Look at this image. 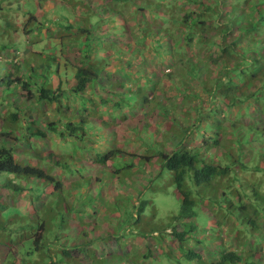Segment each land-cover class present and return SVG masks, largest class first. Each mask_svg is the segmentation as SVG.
<instances>
[{"label":"trees","instance_id":"1","mask_svg":"<svg viewBox=\"0 0 264 264\" xmlns=\"http://www.w3.org/2000/svg\"><path fill=\"white\" fill-rule=\"evenodd\" d=\"M142 1L139 0V3L136 4V21L151 22L157 20L159 18L157 16H168L172 23L164 28L161 26L142 31L145 38H151L149 44H141L136 49L129 47V45L125 46L126 50L117 48L118 40L115 43L113 40L120 34L123 37L129 36L130 31L125 26L124 28L120 26V28L113 23L123 21L122 24L124 25L126 20L115 13L111 19L107 18L104 21L105 24L101 22V19H97L99 23H94L92 21L93 18H96L94 15L86 23L79 20L75 24H56V27L60 28L57 38L63 48L58 50L56 54L45 56L38 62V65L35 64L33 56L26 60L27 64L25 62L15 63L13 68L16 69L15 71L23 69L22 75H5L3 77L0 82V97H3L6 89L11 90L12 93L14 92L18 104L34 103L39 106H48L55 102L54 110L63 114L59 117L60 121L41 123L35 132L28 126V132H25L24 139L20 140L41 139L48 134V136L53 135L58 139V143L54 144L56 147L61 146L65 150L69 148L75 150L65 156H56L53 150H47L46 153L42 152L40 155H37L38 152L35 151L30 155L27 153L16 154L11 145L5 146L9 142L1 140L2 136L7 138L10 136L9 139L13 140L12 131L7 133L5 127L14 126V122H21L25 116H21V118V110L18 111L10 105L6 106L7 109L5 108L6 110L4 109L2 113H8L10 107L13 113L0 120V127L3 128V130L0 128V174L23 178L26 186L23 187V183H19L18 186L14 185L10 179H6L3 187L6 189L13 188L22 194L34 193L32 200H29L30 205H22V209L19 207L21 203H24V200L21 199L20 204L17 203L19 201H16L17 207L14 208L15 205H12L13 214L19 215L24 210L28 211L27 215L41 212V209L36 210L32 204L39 202L41 195H46L47 201L45 200L44 205H47L49 196L64 189V187V190H68L65 193L64 201L66 205L71 206L70 211H72L75 208L73 203L79 201L80 195L79 191L74 188L77 176L86 181V185L90 183L91 179L85 173L78 172L76 167L79 166L83 171L84 169L90 171L89 168H91L97 172L101 171V168H113V159L124 153L120 148L115 149L112 145L113 148L103 154L91 155L85 145L88 128L95 123L105 129L110 120L109 114L112 115L111 120L115 123L118 112L122 113V126L131 128L130 125L128 127L126 116L129 115L131 109L138 106L143 113L148 114V119L141 121L136 117L134 119L135 127L132 130H137V133L144 130L147 135L155 131L157 137L156 140L151 139L153 144L157 146L155 153L153 152L152 155H148L144 159L159 158L161 168L172 175L175 189L179 193L180 203L176 220L181 221L179 224L183 226L188 225L184 231H177L174 229L175 227L173 228L172 234L177 238L176 252L180 256L173 258L175 264H182V259L190 264H258V260L264 259V255H258L264 248V229L261 228V224L258 225V222L264 223V216L260 217L259 212L250 208V205H244L243 195L241 196L237 192L230 197L222 193L223 200L227 204L224 207L226 206L229 211H232L231 216L235 217L236 226L232 227L235 232L240 231L242 226L247 227L249 224L252 228L251 236H260L257 243L254 242L255 240L248 242L250 245L248 251L244 249L247 241H240L239 234L234 233V237L238 240L237 243L242 246L241 253L228 251L223 245H220L216 257L212 256L206 260L200 249V242L189 234L196 232V224L191 221L196 218L197 200L201 201V198L204 197L202 186L210 185L212 180L217 177L221 187L232 189L234 186L228 176L232 166H236L238 160L243 158L241 155L242 146L247 144L246 141L251 143L264 138V0H213V5L209 3L202 5L200 0H185L187 3L197 6L200 12L182 8L183 16L181 18L175 14V9L180 0ZM44 2L45 0H40L39 5ZM8 3L11 4L12 1L9 0ZM143 4L145 7H142ZM116 6L115 8L118 10V5ZM13 8L14 6H11L6 11H11ZM18 9L19 6L15 7L13 11ZM235 9H238L239 13ZM3 10L4 8L0 5V12ZM245 12L247 15H243ZM33 14L29 12L28 20L22 25L20 24L19 28L13 27L12 32L17 33L22 30L23 33L28 34L30 30L27 28L28 24L35 26L38 32H41V26L44 24L40 23V20L44 16L37 19ZM221 15L223 17L220 20ZM45 18L46 22L54 24L50 18ZM6 22L8 21L4 20L3 24L8 27ZM90 23H92L91 27ZM158 24L160 23L158 22ZM93 31H97L96 35L104 34L102 38H99L97 44L92 35ZM178 31L181 33L179 34ZM3 36L0 35L2 44L0 47L2 51L7 50L10 54L13 47L10 46L11 43L1 41ZM51 36L52 33L49 34V37ZM164 39H168L171 45L163 43ZM180 42L183 45L179 46ZM107 44L118 50L115 54L116 57L129 56L130 59L113 63L110 60V50L112 49L110 48L109 57L104 61L97 62L100 59L102 47L108 50ZM147 45L151 47L150 52L152 54L162 59L167 58L170 63L168 62L164 66L162 63H158L156 67L159 68V72L144 75V83L140 85L137 82L141 78L140 76L146 73V66L142 60L146 57L145 48ZM184 46H194L197 50L191 55L186 53ZM67 49H73L76 53L75 56H65ZM143 52H145L144 56ZM59 56L64 59L62 72H60L62 61ZM142 56L143 59L137 62V71L133 77H130L133 59L142 58ZM190 56L196 60H187ZM146 65L149 66L150 64ZM68 66L72 70L73 78L68 75ZM55 76H58L57 80ZM125 76H128L127 80L124 79ZM211 76L214 78L209 79ZM60 77H63V80ZM112 78L114 82H111ZM70 80L74 82V85L66 89ZM163 81L166 82V85L163 84ZM190 81H197V84L200 85V91L208 98L205 109L200 107L201 102H198L199 106L196 105L191 108V112L195 113V120L192 123L189 112L184 108V105H187V101L200 100V97L198 94L196 95L193 89L189 88ZM56 82H58V86L55 85ZM129 82L136 85L135 89H127L126 92H123ZM63 83L64 85H62ZM149 84L153 86L152 89L148 87ZM167 89L176 92V97L171 99V102H174L171 110L176 105L178 108L172 117L168 115L169 108L159 102L160 97L163 98L168 92ZM248 89H250V93H248ZM153 93L156 97L149 100L148 97ZM108 104L111 105V108L106 111ZM121 104L124 106L123 109L119 108ZM222 113H225L226 117L223 118ZM179 116L183 122H189L190 125L187 127L180 126ZM91 118L94 121H91ZM32 123L36 124L31 119L29 124ZM193 133L196 135L192 136ZM244 137L246 138L245 141H243ZM15 140L18 143L19 139L15 138ZM166 144H169V148L166 147ZM77 152H81L82 155L77 157ZM133 153L136 151L134 150ZM23 156L26 158L28 156L24 165L18 161L19 159L22 162L20 157ZM215 157L218 161L217 164L212 160ZM222 163L225 164H223L224 167L219 166ZM130 167L127 166V168ZM115 173L118 172L115 170ZM186 176H188L189 183L196 188V197L193 196V192L186 183ZM92 180H97V178ZM29 186L33 187L28 188ZM74 196L75 199H78L75 200ZM59 201L62 202L60 197ZM141 207L142 203L136 209V216ZM66 211H69L68 207H66ZM1 212L0 214H2ZM232 217L227 216V223L233 222ZM22 218L24 219V217ZM0 220L1 230L3 225L1 218ZM25 221L14 231L9 230L8 237L11 240L5 246L7 257L15 260L14 255H19L21 264H61V260L68 262L72 252L78 249L77 256L87 255L86 250L80 248L88 245V243L90 246L94 242L93 240L90 242L84 240L87 238V233L83 234L85 238L81 234H72V236H66L68 239L67 246L52 248L53 243L57 241V232L63 228L51 234L49 240L46 241L45 234L50 235L44 221L30 217ZM71 228L74 229V227ZM79 237L81 238L78 239ZM141 237L139 246L147 247V251H151L147 239ZM189 238L193 243L190 248L185 245L188 240L190 241ZM14 240L16 242H13ZM76 240L80 243L78 246L75 245ZM142 241L144 243L141 244ZM255 246H257L256 249ZM166 255L168 258H172L171 253Z\"/></svg>","mask_w":264,"mask_h":264},{"label":"rangeland","instance_id":"2","mask_svg":"<svg viewBox=\"0 0 264 264\" xmlns=\"http://www.w3.org/2000/svg\"><path fill=\"white\" fill-rule=\"evenodd\" d=\"M26 1L17 0V2L9 4V0H0V5H2V8H4V10L0 12V33L4 35L1 41L5 43L11 42L10 46L13 47V49L10 50V54L7 50L2 51L0 47V52L2 51L0 53V82L5 75H22L23 69L15 71L16 69L13 68V64L20 62H25L27 64L26 60H29L30 57L33 56L35 58V64L38 65V62L43 59L44 55L47 56L48 54H50V51H41L45 49L51 50L49 48L51 44L48 39L39 37L37 35L34 38L30 37L29 39V37L26 34L23 35L21 31L16 34L12 32V28L14 27L13 25H16V27L19 28L20 24L28 20L27 16L29 12L31 14L35 13V16H41L43 14V11H45L44 9L51 11L54 7L53 4H47L34 12L32 4L37 5L39 0H32L31 7H29L28 9L21 8L17 11H13L15 10V7H18L20 4H26ZM97 1H92L91 4L86 5L83 0H57V3L61 8V11L58 10V12H61L66 20L71 23H75L77 19L82 20L83 23H86L87 20H91V17H89V15H93L88 11V9L91 6L95 7L99 5V2ZM138 3L139 0H120L117 2L107 0L105 8L97 7L94 9L93 13H95L96 18H93L92 21L94 23H99L97 19H101V22L105 24L104 21L107 18L111 19L112 16H114L112 10L113 8L117 7L116 5H118V12L116 13L119 14V16L121 15L123 17V20H126V22L124 23L125 25L122 24L123 21L120 23H112L113 25H117L119 27L122 26L124 28L125 26L126 28H128L130 31L129 34L131 36L127 39L129 43L134 44L136 39H140V32L138 30L140 29L139 26H141V24L143 23L135 20V10L137 9L136 4ZM200 3L202 5H208V3L213 5L214 1L200 0ZM11 6H14L13 10L6 11L8 10V8L10 9ZM142 7H145V5L143 4ZM182 8L191 10L193 12H200V9L197 6L187 3L185 0H180L175 9V14H177L179 18L183 16V13L181 12ZM22 11L24 12V15H21ZM235 11L239 13L238 9H235ZM222 17L223 16L221 15L220 20L222 19ZM9 19L11 20V22H9ZM52 19H57L55 20L56 22H60L61 20L59 17H55L54 15L52 16ZM4 20L8 21L5 23L6 25H8V27L4 26ZM220 20H218L219 23ZM244 20H246V18H244ZM208 23L210 24V22H207V24ZM52 28H55V26H50L51 30ZM109 28L111 29V26H109ZM178 33L180 34L181 32L178 31ZM103 36L104 34H101L100 36L96 35V38H102ZM32 39L36 43V45H33L34 47L29 44V40ZM127 39L122 40L123 42H125L127 41ZM150 39L151 38L148 37L147 40L142 39L140 41H142L141 43L144 42V44H149ZM12 42L14 45H12ZM19 43H22V46H18L17 48H15V46L19 45ZM97 43L98 42H96V44ZM163 43H168L169 46L171 45L168 39H164ZM181 45H183L182 42H180L179 46ZM107 46L109 47L108 50L102 47V50L100 51V59L97 60V62L104 61L107 59V57H109L108 51L110 48H112L110 50L111 58H113L112 60L115 62L117 61V57L115 56V54L118 52V50H115L111 45L107 44ZM117 47L124 48L125 46L119 44ZM184 47L186 49V53L191 55H193V53L197 50V48L194 46ZM150 50L151 47L147 45L145 48V60H151L153 62V66L151 68H148V71L152 72L154 69H156L158 63H162L164 66L169 62L167 58L162 59L159 56H155L150 52ZM145 52H143V56ZM75 54V52H68L67 54H65V56L68 55V57H74ZM59 57L62 61V69L60 68V72H62L64 59L61 56ZM126 57L128 56H122L118 58V61H123ZM187 60L195 61L196 59H193L192 56H190L187 58ZM133 64L135 63L133 62ZM67 68L66 69L69 77L73 78L72 70L69 68V66ZM157 69L159 70V68ZM57 77L58 76H55L56 80ZM212 78L214 77L211 76V78L209 79ZM60 79L63 80V77H60ZM111 82H114L113 78L111 79ZM137 83L143 85L144 82L138 81ZM197 83V81H190L189 88L193 89L194 92H196V95H199L200 100L187 101V105H184V108L189 112L191 120H195V113L191 112V108H194L196 105H198V102L202 103L200 107H203V109H205L208 104L206 95H204L200 91V85ZM163 84L166 85V82L163 81ZM55 85L58 86V82H56ZM62 85H64V83ZM73 85L74 82L70 80L66 89H69ZM15 91L17 92V89H15ZM167 91L168 92L163 97L164 99L160 97L161 99L159 100V102L161 103V105L169 108L168 115L169 117H172V115L176 114L175 110L176 108H178V106L176 105L173 110H171L172 104L174 103L171 102V99L176 97V92L170 89H167ZM13 93L11 92V90L6 89L3 94V99H0V120L13 113L11 112V107L8 108V113H2L5 108L7 109V100L16 110L22 111V113H20V117H25H21V122H14V126L8 125L5 127V131L7 133H10L12 131V136L14 138H12L13 140H11L9 139L11 138L10 136L9 138H7L6 136H2L3 138L1 141L9 142L8 144H5L6 147H9L11 145V147L15 149L16 154L27 153L28 155L35 153L34 151L38 152L37 155H40L42 152L46 153L47 150H53L56 156H65L75 151L71 148L65 150L61 146L56 147L54 144H56L58 139H56L53 135L48 136L47 134L45 138H34L28 141L20 140L24 139L26 135L25 132H28V126L32 128L33 132H35L36 129L41 125V123L46 124L54 120L58 121L60 119L59 117L63 116V114L54 110L55 104H51L48 106H39L34 103L18 104L16 103V97ZM155 97L156 95L154 96V98ZM110 107V104H108L107 109H109ZM119 108L123 109V104H121ZM241 114L243 113L241 112ZM109 116L110 120L108 122V126H106L105 129H103L101 125L98 126V124L95 123L88 128V136L86 137L87 141L85 142L86 148L89 149V153L91 152V155H94L95 152L104 153L108 151L110 148H113V145L115 149L120 148L124 153L117 155V157L113 159L112 169L105 170L101 168L102 170L99 171L101 181L98 186H92L94 181L92 179H95L97 175L96 170L91 168H89L90 171H87L85 169L83 171L81 168L80 170L77 169L78 172L85 173V175L90 177L91 179L90 183L86 185L87 182L81 180L77 176V181L74 184V188H80V190H78L80 195L79 201L73 203L75 208H73L72 211H70L71 206L66 205V202L64 201L65 193L68 192V190H64L65 187L64 189L49 196V202L47 203V205H44V207L46 206L45 208L43 207L45 198L41 196V200L39 202H35L32 204L36 210L41 209V212H35L34 214L29 215H27L28 211L26 210H24L19 215L13 214L14 210L12 209L11 205H15L16 201L21 200L20 197H23L24 201L26 202L21 203L19 209H22V205H30V203L27 202L31 197H33V192L29 194H22L16 192L13 188L8 189L9 191L1 190L0 199L1 202L3 201V203L0 204V212L2 211V214H0V218L2 219L3 228H1L0 230V264H21L19 255H14L16 257L15 260L9 259L7 257L5 246L7 245V243H10L11 240L8 237L9 230L14 231L17 227L23 225L22 223L26 222L25 220L29 217L38 219L39 221H44L48 229L47 232L50 235L48 236L47 234H45L44 237L46 238V241L49 240L51 234H54L55 232L63 228L60 232H57V241L53 243L54 246L52 248H55L57 246L61 247L64 245L67 246L66 242L68 241V239L66 236H72V234H81V236L83 237V234L87 233V238L83 237L85 238L84 240L86 242L94 240L93 244H91L90 246L88 243V245H84L85 247L83 246L80 248L86 250L87 255L83 254L82 257H78V249L72 252L68 262H62L63 260H61V264H175L173 258L180 257L179 253L176 252L177 238L169 234V232L171 233L174 227V229L177 231H184L188 228V225L183 226L177 225L175 223L179 213L180 203L178 195L176 193L175 185L172 181V175L167 170L161 168V160L159 158L154 157L150 158L149 160L144 159L145 156H150L153 154V152L155 153V148L157 146L151 141V139H157L155 131H153L150 135H147L144 130L143 132L139 131L138 133L137 130H132L133 127H135L134 117H138L141 121H143L144 119L145 121L148 119V114H146L145 112L143 113V111H141L140 107L138 106L131 109L129 115L126 116L128 118V127L130 125L131 128L122 126V113H117L115 117V123H113L111 120L112 115L109 114ZM178 118V120H180V126L185 127L189 124V122H183L181 116H179ZM31 119L36 122V124H29ZM91 121L94 120L91 118ZM5 125L7 124L5 123ZM93 126H95V128ZM110 126H113V128H110ZM1 129L3 130V128ZM99 129H103L104 131ZM195 135L196 133L192 134V136ZM15 138H18L20 141L18 140L17 143ZM245 140L246 138L244 137L243 141ZM246 143L247 144H245V146H242L243 151L241 155L243 158H240L238 160L236 166H232L229 173L230 175L228 176V178L232 180V184L234 186L232 189L225 188L224 186L221 187V185H219L217 181V177L212 180L210 185L206 187L202 186L204 197L201 198L202 202L199 201L202 205H198L195 208L197 214L194 222L196 224V230L199 233H207L205 234L207 239H204L202 236H193L192 238L202 243L200 249L203 252L206 260L211 258L212 256L216 257V253H218V247L220 245H223L228 251L239 253L241 247H238V240L234 237V233L239 234L242 241L246 240L248 242L255 240L254 242L257 243V239L260 237L259 235L251 236L252 228L249 224L247 227L242 226L240 231L235 232L232 229V227L236 226V222L234 219L235 217L231 216L232 211H229L226 206L224 207V205L227 204L223 200L224 196L222 195V193H225L227 197H230L232 195L234 196L237 192V194L241 196L243 195L242 200L244 202V205H250V208H254L259 212L260 217L264 216V138L260 139V141L256 140L255 142L251 143L250 141H246ZM166 147L169 148V144H166ZM134 150L136 151V153H133ZM81 155V152H77L76 154L77 157H80ZM141 156H143V158H141ZM27 158L26 160H23L25 159V157H20L23 163L19 159L18 161L24 165L27 162ZM213 159V162L217 164V158L215 157ZM223 164L224 163L219 166L224 167ZM127 166L131 167L127 168ZM115 170L118 173H115V175H111V173H114ZM6 178L12 180L15 183L14 185L18 186L19 183H23V187L26 186V183L24 184L23 178L14 177L8 174L6 175ZM187 178L188 176H186V183L188 184L190 190L193 192V196H195L196 188L189 183V180ZM4 181L5 176L0 175V185H2ZM85 186L91 189L89 194H87L88 188H83ZM30 187L33 186H29L28 188ZM59 197L62 199V202L59 201ZM141 203V210L138 212L137 216H133V213L136 212L138 205H140ZM16 207L17 205L14 206V208ZM66 207L69 208L68 212L66 211ZM3 213H5V215H3ZM30 213H32V211H30ZM66 214L68 215V217ZM227 216H230V218L232 217V223H227ZM22 217H24V219ZM68 226L74 227L75 230L71 227L68 228ZM141 236L144 237L143 239H147V241L151 244V252H148L146 250L147 247L141 248L139 246V241L142 240ZM80 238L81 237H79L78 239ZM128 238L134 240L133 245L126 246V243H128ZM189 239L190 241L185 245L188 246V243H190V245L193 246L191 238ZM13 242H16V240H14ZM75 243V245L77 246L80 244L78 240H76ZM160 247H162L163 250L160 249ZM146 251L147 258L142 259L141 254H144ZM167 251L168 253H171L172 258H168V255H165V252ZM85 256H88V259H86V261L83 263V259L85 258ZM24 259L27 258L24 257ZM257 263L261 264V260H258Z\"/></svg>","mask_w":264,"mask_h":264},{"label":"clouds","instance_id":"3","mask_svg":"<svg viewBox=\"0 0 264 264\" xmlns=\"http://www.w3.org/2000/svg\"><path fill=\"white\" fill-rule=\"evenodd\" d=\"M12 1V3L13 2H17V0H11ZM22 1V0H21ZM24 1H26V0H24ZM61 1V0H60ZM64 1H66V0H64ZM84 1V3L87 5H89V4H91V2L92 1H97V0H83ZM106 1L107 0H98L97 2H99L98 4L99 5H97V6H95V7H90L89 9H88V11L89 12H91L93 15H89V17H91V16H94L95 15V13H93V11H94V9L95 8H97V7H100V8H105L106 7ZM112 2H116V1H119V0H111ZM170 1H172V0H170ZM39 2H40V0L38 1V3H37V5H35V4H32V6H33V8H34V11H36V10H38L39 8H42L44 5H47V4H53L54 5V7H53V9L51 10V11H48V10H46V9H44L45 11H43V14L40 16H35V13L33 14V16L35 17V18H37V19H40L42 16H44V18H41V20H40V23H43L44 24V26H41L42 27V29H41V32H38V29L35 27V26H31L30 24H28L27 25V28L28 29H30L29 30V32H28V34H26V33H23V31L22 30H19V31H21V33L23 34V35H27L28 37H29V39H30V37H35L36 35L37 36H39V37H44V38H46V39H48V41H50V47L51 46H53V47H56L57 46V52H58V50L60 51V49L61 48H63L60 44V40L57 38V35H58V32L60 31V28L59 27H56V24H62V25H65V23H70V24H75V23H78V19L76 20V22L75 23H71V22H69V21H67L66 20V18L61 14V12H58V10H60L61 11V8H60V6L58 5V3H57V0H45V4L43 3L42 5H39ZM21 3V2H20ZM29 3V4H28ZM31 3H32V0H27L26 1V4L24 3V4H20L19 5V9H21V8H24V9H28L29 7H31ZM113 11V13L115 14L116 12H118V10H117V8H115V9H113L112 10ZM21 15H24V12L22 11V14ZM55 16V17H59L61 20H60V22H56L55 20H57V19H55V20H53L52 19V16ZM243 15H247V13L245 12ZM242 15V16H243ZM24 17V16H23ZM28 17V16H27ZM45 17H48V18H50L51 19V21L54 23V24H50V23H48V22H46L45 21ZM155 17V16H154ZM157 17H159L157 20H155V21H151V22H143L142 24H141V26H139L140 27V29L138 30L140 33H139V36H140V39H136L135 40V42H134V44H131V43H129V41H128V39L127 38H130V36L131 35H129V36H125V37H123L122 36V34H120L116 39H114L113 40V43H115V41L116 40H118V43H117V45L116 46H118L119 44H122V45H124V46H126V45H129V47H131V48H133V49H136V48H139V46L141 45V44H144V42L143 43H141L142 41H140V40H142V39H146L147 40V38H145V36H144V34H143V32L142 31H145V30H151V29H156V28H158V27H167V26H169L170 24H172L169 20L170 19H168L169 17L168 16H157ZM9 22H11V20L9 21ZM158 22L160 23V24H158ZM25 23V22H24ZM13 24V23H12ZM22 25V24H21ZM52 25H54L55 26V28H52V30L50 29V26H52ZM125 25V24H124ZM16 25H14V27H15ZM92 26V23H90V27ZM18 31V32H19ZM137 31V32H138ZM17 32V33H18ZM96 32L97 31H93V33H92V35H93V37L96 39L95 40V42H97V41H99V37L98 38H96ZM14 33V32H13ZM52 33V36L51 37H49V34H51ZM16 34V33H15ZM0 35H2V34H0ZM100 36V35H99ZM144 36V37H143ZM122 39H127V41H125V42H123V40ZM41 41V40H40ZM6 43H11V42H6ZM55 43H57L56 45H55ZM0 44H1V42H0ZM29 44H31L32 46H33V44H35L36 45V43H35V41L32 39V40H29ZM11 45V44H10ZM12 45H14L13 44V42H12ZM18 46H22V43H19V45H17V46H15V48H17ZM34 47V46H33ZM49 47V48H50ZM118 48V47H117ZM119 49H121V50H126V48L124 47V48H119ZM41 51H50L49 53L50 54H56V53H54V52H52L53 51V49H51V50H49V49H45V50H41ZM40 51V52H41ZM39 52V53H40ZM68 52H74L73 51V49H67V51L65 52V54H67ZM49 55V54H48ZM47 55V56H48ZM46 55H44V57H45ZM68 56V55H67ZM43 57V58H44ZM120 58V57H119ZM146 58V57H145ZM113 58H111L110 60H112ZM130 59V57L128 56V57H126L125 58V60H123V61H128ZM141 59H143V56H142V58H140V57H137V58H134L133 59V61H132V64H133V62L135 63V64H133V66H132V68H131V72H130V77H133V75L135 74V72L137 71V62L139 61V60H141ZM145 60V59H144ZM144 60H142V63L143 64H145V72L146 73H144V74H142V76H140L141 78H139V81H144V78H143V76L144 75H149V73H155L156 71L157 72H159L158 71V69L156 68V69H154L152 72H150V71H148V68H151L152 66H153V62L151 61V60H145V62H144ZM113 61V60H112ZM117 61H118V57H117ZM116 61V62H117ZM113 62H115V61H113ZM115 62V63H116ZM146 64H150L149 66L148 65H146ZM118 69V68H117ZM155 78L157 79V77L155 76ZM125 80H127L128 79V76H125V78H124ZM133 86V87H132ZM135 84L133 83V82H129V83H127L126 84V88H125V90H123V92L125 91H127V89H135ZM148 87L149 88H151L152 89V85H148ZM248 93H250V89H248ZM154 96H155V94L153 93L152 95H150L149 97H148V99L150 100V99H152V98H154ZM207 97V96H206ZM3 99V97H0V99ZM207 100H208V98H207ZM216 102V101H215ZM52 104H55V102L54 103H52ZM7 105H10V106H12V104H10V102L7 100ZM215 105H216V103H215ZM111 106V105H110ZM106 108H107V106H106ZM111 108V107H110ZM109 108V109H110ZM109 109H107V110H109ZM132 115H134V114H132ZM222 117L224 118V117H226V114L225 113H222ZM231 119H233L232 117H230ZM134 119H136V117H134ZM94 120V119H93ZM191 121V123L193 122V120H190ZM188 125H190V124H188ZM187 125V126H188ZM186 126V127H187ZM94 128H95V126H93ZM36 152V151H35ZM107 152V151H106ZM96 153V152H95ZM94 153V154H95ZM105 153V152H104ZM100 154H103V153H100ZM94 156V155H93ZM211 157H212V155H210ZM23 157H25V160H26V156H23ZM145 157H147V156H145ZM212 160H214V159H212ZM218 162V161H217ZM76 169H79L80 170V168H79V166H77L76 167ZM105 170H108V169H112V168H104ZM102 170V169H101ZM0 175H4L5 176V181H4V183L2 184V185H0V190H3V191H6V190H8V189H6V188H4L3 187V185L6 183V179H8V178H6V175L5 174H0ZM111 175H115V172L114 173H111ZM95 178H97V180H94V182H93V184H92V186L93 185H99V183H100V181H101V176H100V174H99V172H97V175H96V177ZM11 182H12V184H15L12 180H11ZM83 188H88V191H87V194H89L90 193V191H91V189L89 188V187H87V186H85V187H83ZM77 189V188H76ZM77 190H80V188L79 189H77ZM9 191V190H8ZM10 193V192H9ZM176 193H177V195H178V199H179V193L177 192V190H176ZM5 194V193H4ZM29 194V193H28ZM202 194V193H201ZM41 196H46V195H41ZM102 196V195H101ZM27 197V196H26ZM21 199H23L24 200V198L23 197H20ZM44 198V197H43ZM78 199V198H77ZM3 200H4V198H3ZM29 200H32V197L29 199ZM28 200V202L27 203H30V201ZM41 200V199H40ZM23 202H26V201H23ZM201 202V201H200ZM199 202V200H197V204L198 205H202L201 203ZM1 203H3V201L1 202V199H0V204ZM17 203H21V200H19V202H17ZM16 203V204H17ZM35 203V202H34ZM7 205V204H6ZM18 205V204H17ZM215 205V204H214ZM12 206V205H11ZM134 206H136V205H134ZM5 208H6V206H5ZM5 208H4V210H5ZM136 213V212H135ZM135 213H133V216H135ZM179 222L181 223V221H178V220H176L175 221V223L177 224V225H181V224H179ZM191 222H194V220H192ZM261 224V228L262 229H264V223L261 221L260 223L258 222V225H260ZM221 229V228H220ZM173 230V229H172ZM169 232V231H168ZM169 234H171V235H173L172 234V232L170 233L169 232ZM205 234H207L206 232H204V234H201V233H199L197 230H196V232H194V233H191V234H189V235H191V237L192 236H195V237H203L204 239H207V237H206V235ZM94 241V240H93ZM198 241V240H197ZM240 241H241V239H240ZM127 242L128 243H126V245L127 246H131V245H133V243H134V240L133 239H130V238H128V240H127ZM187 242H189V240L187 241ZM142 243H144V241H142L141 242V244ZM149 243V242H148ZM200 244L202 245V243L200 242ZM200 245V246H201ZM248 246H250L249 244H248V241H247V243L245 244V250L248 248L249 249V247ZM141 248H146V247H144V246H140ZM149 247L151 248L152 246H151V244L149 243ZM187 247H191V245H190V243H188V246ZM238 247L240 248L241 247V250H242V246H240V245H238ZM256 247L257 246H255V249H256ZM157 249V248H156ZM160 249H162V247H160ZM248 249H247V251H248ZM147 250V249H146ZM163 250V249H162ZM241 250H240V252L239 253H241ZM263 250H264V248H263ZM263 250H262V252H261V254H258L259 256H263L264 255V252H263ZM149 251V250H148ZM152 251V250H151ZM150 251V252H151ZM164 252V251H163ZM146 253H147V251L144 253V254H141V257H142V259L143 258H145V257H147L146 256ZM168 253V251L167 252H165V255ZM203 253V252H202ZM238 253V254H239ZM83 255H81V257H82ZM78 257H80V256H78ZM86 259H88V256H85V258L82 260L83 261V263L86 261ZM182 264H190V263H188V262H184L183 261V259H182ZM264 262V259H262L261 260V264H264L263 263Z\"/></svg>","mask_w":264,"mask_h":264},{"label":"crops","instance_id":"4","mask_svg":"<svg viewBox=\"0 0 264 264\" xmlns=\"http://www.w3.org/2000/svg\"><path fill=\"white\" fill-rule=\"evenodd\" d=\"M45 4V3H44ZM57 43H55V45H56ZM50 49H53V51L52 52H54V53H56L57 52V46L56 47H53V46H51L50 47ZM0 192H1V190H0ZM44 198H45V200L47 199V196H43ZM74 199H75V196H74ZM77 199V198H76ZM75 199V200H76ZM47 201V200H46ZM46 202H44L43 203V205L45 204Z\"/></svg>","mask_w":264,"mask_h":264}]
</instances>
